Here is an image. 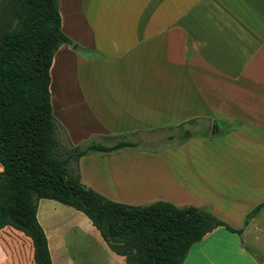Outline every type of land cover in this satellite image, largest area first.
<instances>
[{
	"label": "crops",
	"instance_id": "crops-1",
	"mask_svg": "<svg viewBox=\"0 0 264 264\" xmlns=\"http://www.w3.org/2000/svg\"><path fill=\"white\" fill-rule=\"evenodd\" d=\"M58 11L71 42L53 54L49 92L68 144L140 145L190 120L210 130L156 150L90 152L80 180L117 202L209 208L241 229H212L182 264H264V205L245 222L264 201V0H58ZM120 154L127 166H104ZM45 200L36 217L51 261L70 264L64 233L79 226L51 216ZM108 251V264H125ZM0 264H35L31 239L1 228Z\"/></svg>",
	"mask_w": 264,
	"mask_h": 264
},
{
	"label": "trees",
	"instance_id": "trees-1",
	"mask_svg": "<svg viewBox=\"0 0 264 264\" xmlns=\"http://www.w3.org/2000/svg\"><path fill=\"white\" fill-rule=\"evenodd\" d=\"M70 42L60 29L58 0H0V229L11 226L28 236L35 264H53L36 217L40 198L83 213L125 264H182L191 245L212 229L224 226L239 233L209 208L163 200L117 202L80 180L81 156L138 144L123 138L112 144L89 140L69 144L60 155L49 69L59 45ZM193 122L177 125L167 138L177 137L179 145L195 136L186 126ZM263 205L255 206L245 222Z\"/></svg>",
	"mask_w": 264,
	"mask_h": 264
},
{
	"label": "rangeland",
	"instance_id": "rangeland-1",
	"mask_svg": "<svg viewBox=\"0 0 264 264\" xmlns=\"http://www.w3.org/2000/svg\"><path fill=\"white\" fill-rule=\"evenodd\" d=\"M192 130L196 133L195 136L210 134V130L203 129L199 123L195 126L192 125ZM176 131L177 130L164 129L150 132L149 135H147L148 139H140V145H137L134 149L156 150L165 145H172L177 142V137L166 140L165 136L170 132L176 133ZM59 139L61 141V145L58 149L60 155L63 156V150L67 148L69 144L66 142L61 132L59 134ZM112 140L115 141L116 139ZM112 140H108L107 142L110 143ZM204 151L205 149L203 146H198L190 152L203 153ZM102 161H104V166H108L107 169L109 170L118 165L127 166V156L125 157L124 154L111 158H105ZM120 194L123 193L120 192ZM45 201L48 202L46 209L51 213V216L64 219L67 223H76L79 226V229L77 230H67L64 233V243L68 250L65 258L66 261H69L70 264H108V254H110L108 251L109 249H106L103 240L98 235L97 230L92 227L88 218L80 211L59 203L58 201L52 199H47ZM196 244L192 247V254L196 253V249H194L197 246Z\"/></svg>",
	"mask_w": 264,
	"mask_h": 264
},
{
	"label": "water",
	"instance_id": "water-1",
	"mask_svg": "<svg viewBox=\"0 0 264 264\" xmlns=\"http://www.w3.org/2000/svg\"><path fill=\"white\" fill-rule=\"evenodd\" d=\"M213 132H215V127L213 128Z\"/></svg>",
	"mask_w": 264,
	"mask_h": 264
}]
</instances>
